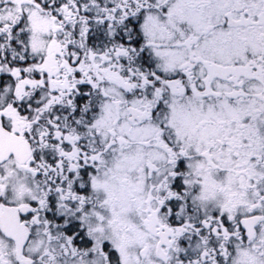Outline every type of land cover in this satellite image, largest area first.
<instances>
[{"label":"snow or ice","instance_id":"6c2138e0","mask_svg":"<svg viewBox=\"0 0 264 264\" xmlns=\"http://www.w3.org/2000/svg\"><path fill=\"white\" fill-rule=\"evenodd\" d=\"M0 264H264V0H0Z\"/></svg>","mask_w":264,"mask_h":264}]
</instances>
